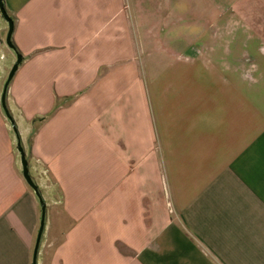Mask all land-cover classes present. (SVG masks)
Listing matches in <instances>:
<instances>
[{"label":"crops","instance_id":"0c3cea01","mask_svg":"<svg viewBox=\"0 0 264 264\" xmlns=\"http://www.w3.org/2000/svg\"><path fill=\"white\" fill-rule=\"evenodd\" d=\"M3 4L36 264H264V0ZM40 215L0 105V264Z\"/></svg>","mask_w":264,"mask_h":264},{"label":"water","instance_id":"95a60500","mask_svg":"<svg viewBox=\"0 0 264 264\" xmlns=\"http://www.w3.org/2000/svg\"><path fill=\"white\" fill-rule=\"evenodd\" d=\"M0 14L2 15L5 22L7 23V33H6V37H5V44L9 49H11L15 53V56H16V60H15L14 64L12 65V67H11V69L7 75V78L4 82L3 88H2V93H1V97H0V105H1V108L4 112V114H5L6 119L8 120V122L10 123V125L12 127L14 134L16 135V150H17V152L19 154V158H20V163H21V167H22V176H23L25 182L27 183V185L33 190V192L36 195L38 202L40 204V209H41L40 222H39V228L37 231L34 249H33V254H32V264H36L37 252H38L40 240H41V237H42V234L44 231V226H45V203H44V201L40 195V192H39L37 185L35 184L34 180L32 179V177L29 174L28 163H27V159H26V155H25L23 146H22L21 141H20V139L16 133V128L14 126V122H13L11 115L8 111V108L6 106L7 88H8L10 81L14 77L16 70L18 69V66L22 62V57L20 54H17L15 52L14 46L12 44L11 37H12L14 23H13L12 18L5 11L3 0H0Z\"/></svg>","mask_w":264,"mask_h":264},{"label":"trees","instance_id":"16d2710c","mask_svg":"<svg viewBox=\"0 0 264 264\" xmlns=\"http://www.w3.org/2000/svg\"><path fill=\"white\" fill-rule=\"evenodd\" d=\"M5 11H6V10H5ZM6 12H7V11H6ZM7 14H8V13H7ZM12 20H13V18H12ZM13 23H14V20H13ZM11 41H12V39H11ZM12 44H13V46H14L15 52H16L17 54H19L13 42H12ZM71 99H72V98H66V100H71ZM58 105H60V104L57 103V104H56V107H57Z\"/></svg>","mask_w":264,"mask_h":264},{"label":"rangeland","instance_id":"374dc122","mask_svg":"<svg viewBox=\"0 0 264 264\" xmlns=\"http://www.w3.org/2000/svg\"><path fill=\"white\" fill-rule=\"evenodd\" d=\"M10 52H11V50L10 49H8ZM143 71V70H142Z\"/></svg>","mask_w":264,"mask_h":264}]
</instances>
